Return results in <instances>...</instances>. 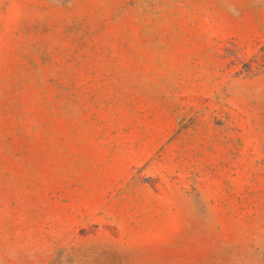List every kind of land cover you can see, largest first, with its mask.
<instances>
[{"label": "rangeland", "instance_id": "rangeland-1", "mask_svg": "<svg viewBox=\"0 0 264 264\" xmlns=\"http://www.w3.org/2000/svg\"><path fill=\"white\" fill-rule=\"evenodd\" d=\"M264 0H0V264H264Z\"/></svg>", "mask_w": 264, "mask_h": 264}, {"label": "trees", "instance_id": "trees-1", "mask_svg": "<svg viewBox=\"0 0 264 264\" xmlns=\"http://www.w3.org/2000/svg\"><path fill=\"white\" fill-rule=\"evenodd\" d=\"M245 69L249 73H264V42L260 44V47L246 64Z\"/></svg>", "mask_w": 264, "mask_h": 264}]
</instances>
